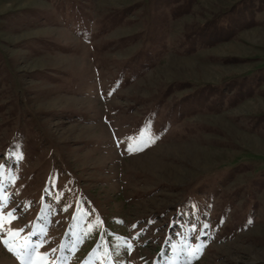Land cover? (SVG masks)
Wrapping results in <instances>:
<instances>
[{"label": "rangeland", "instance_id": "rangeland-1", "mask_svg": "<svg viewBox=\"0 0 264 264\" xmlns=\"http://www.w3.org/2000/svg\"><path fill=\"white\" fill-rule=\"evenodd\" d=\"M0 164V264H264V0H0Z\"/></svg>", "mask_w": 264, "mask_h": 264}, {"label": "snow or ice", "instance_id": "snow-or-ice-1", "mask_svg": "<svg viewBox=\"0 0 264 264\" xmlns=\"http://www.w3.org/2000/svg\"><path fill=\"white\" fill-rule=\"evenodd\" d=\"M129 152L132 151V147L131 145H129L128 149H127ZM4 165L3 164H0V168H3ZM7 203V200L5 198H0V230H2L4 227H5V214L3 212V209H4V206L5 204ZM16 209H12V211H9L7 212V223L8 224H11L12 220L15 219L16 217L14 216V213H15ZM133 228L136 227V225H133L132 226ZM204 228L208 227L207 224L203 225ZM191 229L193 231L196 230V225L195 224H192L191 225ZM22 229H12V228H9L8 229V235H16L18 234L19 232H21ZM0 239H3L4 240V243L7 245L8 244V240L7 239H4V237L0 236ZM132 247L131 243H127V248L130 250ZM10 251H12L13 249L10 247L9 248ZM199 249H195L193 250L190 255H194L195 254V251H198ZM18 257L21 259V264H44V258L48 255L47 252L45 253H40L38 254V259L37 260H32V255L31 253L28 254V257L27 259L24 258V256H22L19 252L17 253Z\"/></svg>", "mask_w": 264, "mask_h": 264}]
</instances>
